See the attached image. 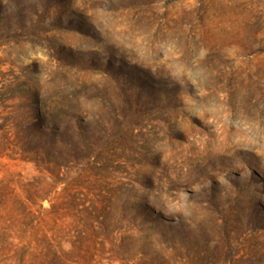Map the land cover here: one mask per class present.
Instances as JSON below:
<instances>
[{"label": "rangeland", "instance_id": "1", "mask_svg": "<svg viewBox=\"0 0 264 264\" xmlns=\"http://www.w3.org/2000/svg\"><path fill=\"white\" fill-rule=\"evenodd\" d=\"M0 264H264V0H0Z\"/></svg>", "mask_w": 264, "mask_h": 264}, {"label": "trees", "instance_id": "2", "mask_svg": "<svg viewBox=\"0 0 264 264\" xmlns=\"http://www.w3.org/2000/svg\"><path fill=\"white\" fill-rule=\"evenodd\" d=\"M8 195L9 194H0V205H4V203H6L7 199H8Z\"/></svg>", "mask_w": 264, "mask_h": 264}]
</instances>
